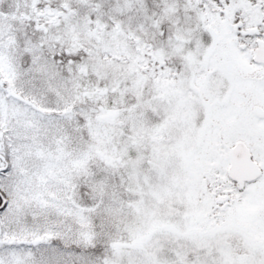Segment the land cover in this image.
<instances>
[{
  "label": "snow or ice",
  "instance_id": "1",
  "mask_svg": "<svg viewBox=\"0 0 264 264\" xmlns=\"http://www.w3.org/2000/svg\"><path fill=\"white\" fill-rule=\"evenodd\" d=\"M0 264H264V0H0Z\"/></svg>",
  "mask_w": 264,
  "mask_h": 264
}]
</instances>
